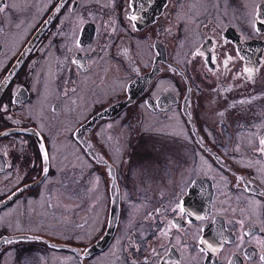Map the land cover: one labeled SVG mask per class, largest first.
I'll list each match as a JSON object with an SVG mask.
<instances>
[{
	"label": "flooded vegetation",
	"instance_id": "1",
	"mask_svg": "<svg viewBox=\"0 0 264 264\" xmlns=\"http://www.w3.org/2000/svg\"><path fill=\"white\" fill-rule=\"evenodd\" d=\"M0 8V264H264V0Z\"/></svg>",
	"mask_w": 264,
	"mask_h": 264
},
{
	"label": "rangeland",
	"instance_id": "2",
	"mask_svg": "<svg viewBox=\"0 0 264 264\" xmlns=\"http://www.w3.org/2000/svg\"><path fill=\"white\" fill-rule=\"evenodd\" d=\"M18 1H19L20 3H22V1H24V0H18ZM118 136L120 137V135H118ZM77 203H78V205H80V206H82V205L85 204V202H83L82 200H79ZM78 214L81 216L80 219H84L83 214H80L79 212H78ZM85 218H86V217H85ZM81 221H83V220H81ZM81 224H82V222L80 223L79 228H81V229H83V228H87L86 230L82 231V233H83L84 235H87V233H89L88 231H89L90 228L92 227L91 223L87 224L86 226H81Z\"/></svg>",
	"mask_w": 264,
	"mask_h": 264
},
{
	"label": "snow or ice",
	"instance_id": "3",
	"mask_svg": "<svg viewBox=\"0 0 264 264\" xmlns=\"http://www.w3.org/2000/svg\"><path fill=\"white\" fill-rule=\"evenodd\" d=\"M0 11H3V9L0 8ZM132 19H135V16H133ZM247 71L250 73L252 70H251V69H248ZM0 108H3V106H0ZM3 110L6 111L7 109L4 108ZM261 144H264V140L261 141ZM47 158H48V156H47V152H45V153H44V159H47Z\"/></svg>",
	"mask_w": 264,
	"mask_h": 264
}]
</instances>
